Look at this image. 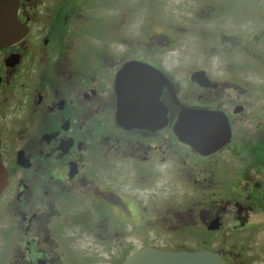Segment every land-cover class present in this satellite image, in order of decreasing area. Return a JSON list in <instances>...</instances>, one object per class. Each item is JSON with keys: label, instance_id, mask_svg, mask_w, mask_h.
<instances>
[{"label": "flooded vegetation", "instance_id": "flooded-vegetation-1", "mask_svg": "<svg viewBox=\"0 0 264 264\" xmlns=\"http://www.w3.org/2000/svg\"><path fill=\"white\" fill-rule=\"evenodd\" d=\"M16 17L26 34L0 49V264L146 248L264 264V0H18ZM120 88L160 122L121 116Z\"/></svg>", "mask_w": 264, "mask_h": 264}, {"label": "water", "instance_id": "water-1", "mask_svg": "<svg viewBox=\"0 0 264 264\" xmlns=\"http://www.w3.org/2000/svg\"><path fill=\"white\" fill-rule=\"evenodd\" d=\"M18 8V0H0V49L11 46L19 42L26 34V27L19 23L16 17V11ZM121 85V83L119 84ZM151 86L147 88L136 87L133 88L129 95L130 97H138L140 95H148V90ZM154 88V96H155ZM118 111L122 116V112L126 108H137L140 109L137 112L143 113L146 117L138 119V122L148 124L153 126L159 123V120H155L146 114H151L158 111L157 103L149 104H135L128 103L126 93V88H120L118 90ZM152 96V97H154ZM125 107V108H124ZM5 174L0 167V191L5 186ZM122 264H226L217 255L212 254L207 251H199L195 253L187 252H168L161 251L151 248H146L139 251L137 254L131 258L124 261Z\"/></svg>", "mask_w": 264, "mask_h": 264}, {"label": "rangeland", "instance_id": "rangeland-1", "mask_svg": "<svg viewBox=\"0 0 264 264\" xmlns=\"http://www.w3.org/2000/svg\"><path fill=\"white\" fill-rule=\"evenodd\" d=\"M193 46H192V43H191V45H190V47L189 48H192ZM185 47H184V45H183V43L179 40V38H178V45H177V47H175L174 48V52L172 53V54H168V63L169 64H178V58L181 56V54H180V51L182 50V49H184ZM185 65H188V64H183V67L185 66Z\"/></svg>", "mask_w": 264, "mask_h": 264}]
</instances>
